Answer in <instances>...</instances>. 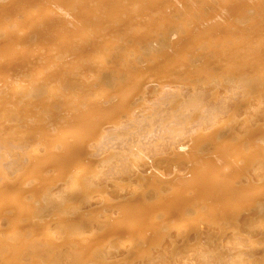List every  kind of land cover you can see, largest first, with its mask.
I'll use <instances>...</instances> for the list:
<instances>
[{
  "label": "bare ground",
  "instance_id": "bare-ground-1",
  "mask_svg": "<svg viewBox=\"0 0 264 264\" xmlns=\"http://www.w3.org/2000/svg\"><path fill=\"white\" fill-rule=\"evenodd\" d=\"M6 210L0 264H264V0H0Z\"/></svg>",
  "mask_w": 264,
  "mask_h": 264
},
{
  "label": "rangeland",
  "instance_id": "rangeland-1",
  "mask_svg": "<svg viewBox=\"0 0 264 264\" xmlns=\"http://www.w3.org/2000/svg\"><path fill=\"white\" fill-rule=\"evenodd\" d=\"M11 115H12V114H11ZM9 119H11V117H10ZM5 214H6V215H5ZM9 214H10L9 210H6V211L0 216V237H3L4 234H9V235L11 234V232H8V230H7V229H8V226H7V225H8V224H7V223H8V218H9V216H10ZM4 215H5V216H4ZM7 215H8V216H7ZM85 216H88V215H85ZM85 216H84V218L86 219L87 217H85ZM100 216H101V214H99V212H98V217H99L98 219H99V220H100L101 217H103V216H101V217H100ZM4 217H5V218H4ZM3 218H4V219H3ZM79 218H83V217L81 216V217H79ZM6 219H7V220H6ZM64 219H67V221H68V220H69V221H71V220L73 221L74 218H72L71 220H70V218H69V219H68V218H64ZM85 219H82V220L85 221ZM88 219H90V218H88ZM60 220H61V222H63V221L65 222V220H63V221H62V219H60ZM60 220H59V221H60ZM75 220H76V219H75ZM94 220H95V221H94ZM101 220H102V219H101ZM101 220H100V221H101ZM17 221H18L19 224H21V223L23 224V219L18 218ZM59 221H58V223H59ZM76 221H79V219L76 220ZM91 221H92V222H91ZM97 221H98V220H97L96 218H93V220H92V219L90 220L91 223L89 222V220L87 221V219H86L85 222H86V223L88 222L89 224L92 225V224H94L95 222H96V223H99V221H98V222H97ZM55 222H56V221H55ZM96 223H95V224H96ZM5 225H6L7 227H6ZM4 227H5V228H4ZM57 227H58V228H57ZM57 227H52L51 229H54V228L56 229V228H57L56 230H58V229L60 228L61 231L58 230V231H59V234L62 233L63 230H64V231H63V234H64L65 232H67V231H65V229H64L62 226H61V227H60V226H57ZM2 228H3V229H2ZM62 228H63V229H62ZM2 231H3V232H2ZM25 231H26V232H25ZM7 232H8V233H7ZM51 232H52V237L57 235V234H55V230H52ZM24 233H25V234H24V236H25L24 238H25V243H26L25 245H27V244H28V245H27V248H26V246H24V251H26V253H25L24 251H22V252L19 253L18 256H17V263L20 261V262H19L20 264H21V263H22V264H25L26 261H27V259H29V257H30V259H29L30 261L28 260V261H27L28 263H26V264H31V262L33 263V261H31V260H33V259L35 260L36 258H38V257L40 258V257H42V256H43V257L40 258V259H42L44 262L52 261V259H53L52 257H53L54 254H55L54 252H57V250H58V251H59V250H63V249L66 250V249H67L66 247L70 245V244H68V243H69L68 241H67L68 243L64 242V243H66V244H68V245H67V246H64V245H66V244L62 243V244H63V247H65V248H62V246H61L62 244H54V241L52 242L51 240H50L51 243H50V241H49V245L52 244V243H53V245L49 246V245H48V242L46 243V240H45V242H44V244H45V245H44V244H42L43 241L39 242L38 239H37V241H36V240L34 241V239H36V237H35V238H34V237L32 238V239H33V240H32L33 242H32V241L29 240V238L31 239V237H30V235H29V233H28V230L25 229V230H24ZM56 233H58V232L56 231ZM59 234H58V235H59ZM27 235H28L29 237H28ZM262 235H264V234H262ZM57 237H58V236H57ZM27 238H28V239H27ZM53 238H54V237H53ZM47 241H48V240H47ZM31 242H32V243H31ZM36 243H37V244H36ZM31 244H32V245H33V244H36V245H35V247H34V245L31 246ZM56 245H57V246H56ZM59 245H60V246H59ZM28 246H31V247L29 248ZM38 246H39V247H38ZM46 246H47V248H46ZM53 246H54V247L56 246L55 249H56V248H59V249L54 250V249H53ZM58 246H59V247H58ZM32 247H33V248H32ZM51 247H52V248H51ZM28 248H29V249H32V250H33L34 248H35V249H34L33 251H29ZM36 248H37V249H36ZM44 248H45V249H44ZM48 248H49L50 250H49ZM26 249H27V250H26ZM69 249H70V246H69ZM69 249H67V251H70V250H71V249H70V250H69ZM38 250H39V251H38ZM42 250H43V251H42ZM46 250H47V251H46ZM51 250H53V251H52V254H51V252H50ZM65 250H64V251H65ZM27 251H28L29 253H28ZM34 251H35V254L33 253ZM45 251H46V252H45ZM31 252H32V253H31ZM40 252H41L42 254H40ZM48 252H49L50 254H49ZM23 253H25V254H23ZM30 253L32 254L31 256H30ZM37 253H38V255H37ZM28 255H29V256H28ZM35 255H37L38 257L36 256V258H35ZM39 255H40V256H39ZM45 255H46V256H45ZM48 255H49V256L51 255L50 258H49ZM22 256H23V257H22ZM26 256H28V257L26 258ZM32 256H34V257H32ZM44 256H45V257H44ZM47 256H48V259H49V260L46 258ZM18 258H19V259H18ZM31 258H32V259H31ZM39 258H38V259H39ZM40 259H39V260H40ZM46 259H47L48 261H45ZM259 259H260V257L258 258V260H259ZM261 259H262V258H261ZM18 260H19V261H18ZM22 261H23V262H22Z\"/></svg>",
  "mask_w": 264,
  "mask_h": 264
}]
</instances>
